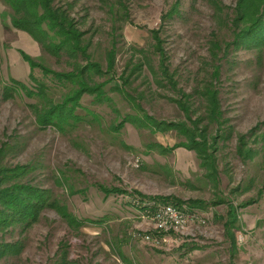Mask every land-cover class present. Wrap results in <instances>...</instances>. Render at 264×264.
I'll list each match as a JSON object with an SVG mask.
<instances>
[{
	"label": "rangeland",
	"instance_id": "374dc122",
	"mask_svg": "<svg viewBox=\"0 0 264 264\" xmlns=\"http://www.w3.org/2000/svg\"><path fill=\"white\" fill-rule=\"evenodd\" d=\"M216 1L219 11L212 0H177V12L163 19L176 0H123L127 17L121 20V30L117 29L122 38L117 43L115 72L118 80L129 60H142L136 49L148 52L157 70L158 56L152 50L150 31L159 29L168 70L177 87L192 94V118L203 114L196 90L213 81L227 120L224 128H232L229 140L218 141L215 180L206 176L194 150L182 146L160 154L155 148H146L152 142L172 147L184 140L175 130L150 132L126 123L118 132H112L108 126L119 120L116 113L106 102H95L90 95L80 100L85 107L79 108L84 119L66 133L38 127L26 98L4 99L3 86L9 77L28 82V62L19 50L51 69L69 68L64 59L56 61L27 32L13 27L10 9L0 1V145L8 142L14 146L6 152L3 163L33 164L34 169L25 179L49 189L54 198L84 220L75 228L55 210L47 209L27 231L14 228L0 233V241L24 244L19 255L5 257L0 264H53L61 253V244L66 246L69 264H128L121 254L130 258L131 264H264V192L258 197V190L264 189V45L235 46L231 19L237 0ZM66 2L71 3V15L80 29L92 36V56L105 66L104 49L110 45L113 28L105 3L114 4L116 0H56L57 4ZM214 40L220 46L217 58L210 52ZM216 65L218 78L214 80ZM34 74H40L39 70ZM157 80L145 66L132 85L143 94V113L157 121L189 125L172 100L178 94L163 84L164 80ZM110 84L105 90L119 114L131 112L141 117V112L132 111ZM60 94V88L53 87L50 92L55 100ZM88 109L98 114L99 122L91 119ZM209 133L214 134L213 127ZM240 133L246 134L255 151L247 160L236 153ZM97 184L128 193L104 195ZM153 196L169 197L170 203L177 200L187 206L207 204L203 209L194 208L207 219L204 224L196 223L194 240L153 246L141 239L140 234L152 226L140 217L136 203L162 202L147 198ZM222 198H229L237 206L256 199L237 210L234 250L229 249L223 227L226 205H210Z\"/></svg>",
	"mask_w": 264,
	"mask_h": 264
},
{
	"label": "trees",
	"instance_id": "16d2710c",
	"mask_svg": "<svg viewBox=\"0 0 264 264\" xmlns=\"http://www.w3.org/2000/svg\"><path fill=\"white\" fill-rule=\"evenodd\" d=\"M0 1L9 7V22L13 27L27 32L39 44L41 49L54 57L56 61L60 62L64 59L69 68L68 70L51 69L41 60L34 59L24 51L19 50L28 62V82L9 77L3 86L4 99L14 96H20L22 99L26 98L28 100L26 105L34 115L38 127H52L59 132L66 133L84 119V115L79 112V108H85L80 100L83 95H90L95 102H106L116 113L119 120L111 122L108 126L112 132H118L126 123H130L137 129L148 128L150 132L175 130L179 136L184 137V140L172 147H165L152 142L146 144V148L150 150L155 148L160 154L171 153L173 149L182 146L194 150L201 161L202 168L206 171V176L212 180L216 179L217 161L215 153L218 141L229 140L232 133L231 126H228L226 130L224 128L227 120L223 117L218 91L212 80L205 82L196 90L203 104V114L192 118V115L195 114V110L191 108L192 94L178 88L173 73L168 70L165 64L166 58L159 29L150 31L153 40L152 50L158 56L157 70L148 52L144 49H136L135 51L140 53L142 60L136 62L129 60L124 65L122 73L118 75V80H116L117 43H119L118 39L122 38V33L118 32L117 29L121 30V20L127 17V7L123 0H116L114 4L105 3L113 21L110 45L104 49L105 66L92 56L90 51L92 36H86L87 32L80 29L77 20L71 15V3L57 4L56 0ZM212 4L217 11L220 10L219 3L216 0H212ZM177 7L176 0V3L163 14V19L172 17L177 12ZM231 22L234 34L233 44L235 46L262 47L264 45V0H237ZM219 47L217 41L214 40L211 43L210 52L213 58H217L218 52L216 50ZM145 66L158 79V83H163L159 81L164 80L163 84H167L178 94L177 98L172 100L183 111L189 125L182 122L157 121L152 116L143 113L140 105L143 94L133 89L132 85ZM218 68V65L214 66L212 72L214 80L218 78ZM36 69L39 70L40 74H34ZM101 77L105 78L100 81L99 78ZM109 83H111L110 89L117 92L132 111L141 112V117L138 113L132 114L131 112L119 114V111L113 105L112 98L108 96L105 90L106 85ZM53 87L61 89L58 100L50 95ZM86 111L91 115L93 121L99 122L98 114L90 109ZM211 127L214 128V134L209 133ZM251 131H253V128ZM262 139H264V133ZM236 140L237 155L243 160L252 158L255 151L249 146L246 134H237ZM124 145L128 146L127 144ZM11 149H14V146H11L10 143L1 142L0 233L14 228H19L21 232L27 231L40 220L42 212L47 209L55 210L60 217L75 228L81 225L84 220L76 217L65 204L54 198L49 189L41 188L25 179L28 173L34 169L33 164L8 166L3 163L6 152ZM58 183L60 182L58 181ZM96 186L104 195L128 193L126 190L115 187L108 188L101 184ZM237 189L238 187L235 188V190ZM263 192L264 189L258 190V197ZM147 198L170 202L168 201L169 197L153 196ZM255 200H247L239 206L233 204V201L229 198L210 202V205L213 206L225 204L227 207V212L223 218V227L229 241L230 250L236 248V238L233 231L238 227L237 210L253 203ZM171 203L182 205L177 200ZM190 204L188 206L190 209H203L207 205ZM89 221L100 223L102 220L90 219ZM194 246L193 244L192 247ZM23 247L24 244L21 241H0V260L5 257L19 255ZM59 248L61 253L58 254L53 264H69L66 246L61 244ZM121 257L126 263L131 264L130 258L123 254H121Z\"/></svg>",
	"mask_w": 264,
	"mask_h": 264
},
{
	"label": "built area",
	"instance_id": "2783aa9c",
	"mask_svg": "<svg viewBox=\"0 0 264 264\" xmlns=\"http://www.w3.org/2000/svg\"><path fill=\"white\" fill-rule=\"evenodd\" d=\"M140 217L149 220L152 228L140 234L145 242L157 246L161 242L182 244L195 239L197 224L206 223V217L197 209L170 202L137 201Z\"/></svg>",
	"mask_w": 264,
	"mask_h": 264
}]
</instances>
